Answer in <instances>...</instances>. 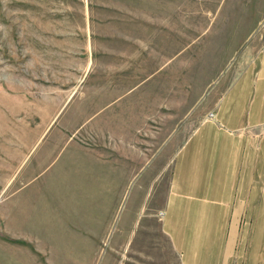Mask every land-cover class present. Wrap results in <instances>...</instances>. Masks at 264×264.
<instances>
[{
    "label": "rangeland",
    "instance_id": "1",
    "mask_svg": "<svg viewBox=\"0 0 264 264\" xmlns=\"http://www.w3.org/2000/svg\"><path fill=\"white\" fill-rule=\"evenodd\" d=\"M263 44L264 0H0V264H141L165 245L175 155ZM54 140L123 188L108 221L61 219Z\"/></svg>",
    "mask_w": 264,
    "mask_h": 264
},
{
    "label": "crops",
    "instance_id": "2",
    "mask_svg": "<svg viewBox=\"0 0 264 264\" xmlns=\"http://www.w3.org/2000/svg\"><path fill=\"white\" fill-rule=\"evenodd\" d=\"M211 113L175 155L159 221L165 245L154 241L141 264H264V44ZM53 149L61 219L96 227L97 212H107L108 221L123 188L105 187L74 140H54Z\"/></svg>",
    "mask_w": 264,
    "mask_h": 264
},
{
    "label": "built area",
    "instance_id": "3",
    "mask_svg": "<svg viewBox=\"0 0 264 264\" xmlns=\"http://www.w3.org/2000/svg\"><path fill=\"white\" fill-rule=\"evenodd\" d=\"M210 117H213V113H210V115H209ZM161 216H163V213H162V215Z\"/></svg>",
    "mask_w": 264,
    "mask_h": 264
}]
</instances>
